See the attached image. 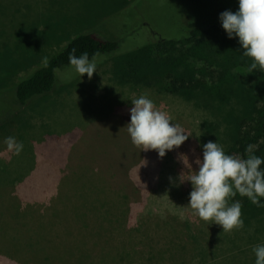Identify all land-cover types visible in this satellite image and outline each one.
I'll return each mask as SVG.
<instances>
[{
  "label": "trees",
  "instance_id": "1",
  "mask_svg": "<svg viewBox=\"0 0 264 264\" xmlns=\"http://www.w3.org/2000/svg\"><path fill=\"white\" fill-rule=\"evenodd\" d=\"M132 1L119 0L118 10L122 11ZM8 2L14 21L26 8L18 5V0ZM224 2L202 0L199 7L186 13L189 15L186 22L175 23V33L178 34L170 36L165 33L155 41L150 39L126 58L127 65L122 61L124 55L118 54L125 37L110 40L97 31L77 35L44 66L12 83V107L15 111L6 109L7 116L0 121V131L8 128L3 127L5 123L10 122L11 126L17 122L20 125L16 119L18 112L30 105L35 107L59 90L57 71L69 67V53L75 49L77 56L87 52L91 57L99 52L103 60L108 58L116 71L113 79L125 98L130 99L131 92L140 94L143 90L184 101L198 121L195 126L191 119L194 127L191 134L198 148L212 141L223 146L227 154L244 157L246 146L252 144L257 146L255 154L264 157V70L258 68L250 72L252 61L243 56L238 38L227 37L219 14L225 10L237 11L238 0ZM1 7L4 6H0V14L8 10ZM15 55L20 59L19 64L26 60L16 51ZM117 115L124 119L126 116L120 111ZM89 136L85 134L75 144ZM127 136L126 145L131 146L128 132ZM173 154L170 150L161 158L156 150L140 149L142 160L138 168L129 164L120 173L110 168L105 171L104 183L108 185L104 187L99 186L97 178H86V173L70 183L68 178H64L68 162L63 161L70 157L69 154H56V158L49 156L48 167L52 168V176L65 180L49 182L46 196L62 194L68 203L56 209L57 200H49V197L46 200L44 195L34 194L33 185H21L19 190L14 185L12 190L0 193V224L2 219L10 217V222L0 226V231L5 229V234H15L12 241L15 244L23 237L18 235L19 232H29V251L39 257L42 252L43 261L50 264H97L94 263L96 258L101 261L98 264L108 261L123 264L135 260L139 261L138 264H255L252 249L264 243V207H258L247 197L237 194L233 201L238 200L242 204L244 227L230 232L223 231L222 226L211 221L199 219L187 207L191 183L187 181L189 187L184 190L180 186L181 180L178 182L176 177L174 158L180 156V151ZM57 165L59 168H55ZM186 170L190 171L188 167ZM191 171L195 170L191 168ZM84 178L86 180L82 181ZM162 187H165L166 197L174 202L171 206L176 208V213L166 208L161 211V206H154L149 213L139 216L141 209L138 204L156 201L157 191ZM21 191L28 192L29 198ZM86 193L90 199L82 197ZM261 201L264 203V198ZM22 203L33 206L40 203L39 214L30 215L22 208ZM181 210L183 216L179 214ZM63 216H71L72 223L65 227L69 229L64 231L66 237L58 239L60 236L54 232V227L63 223ZM39 229L45 231L44 238L37 235ZM90 234L91 238L81 239L87 250L82 258L72 263L53 259V250L71 244L79 236ZM159 234L161 240L158 243L162 241L172 245L174 252L151 248ZM93 244L100 248V254L93 255ZM1 245L0 254H4L7 247L2 245L1 248ZM141 245L151 249H137ZM44 248L51 252L43 254Z\"/></svg>",
  "mask_w": 264,
  "mask_h": 264
},
{
  "label": "rangeland",
  "instance_id": "2",
  "mask_svg": "<svg viewBox=\"0 0 264 264\" xmlns=\"http://www.w3.org/2000/svg\"><path fill=\"white\" fill-rule=\"evenodd\" d=\"M215 1L225 4L224 0ZM201 2L202 0H133L120 11L119 0H18V5L26 9L21 10L12 21L10 2L0 0V6H4L1 8H8L5 13L0 14V121L7 116L6 109L13 113L15 111L12 107L14 103V91L10 87L12 83L20 81L44 66L77 35L97 31L110 40L125 37L118 54L124 55L122 61L127 65L126 58L131 57L136 49L145 46L150 39L155 41L165 33L170 36L178 34L175 33L177 31L175 23L186 22L189 19L186 13L193 10L192 8L199 7ZM195 15L198 18L196 13ZM15 51L25 56L26 60L19 64L20 59L17 55L13 56ZM104 61L105 58L103 60L101 56L97 64V72L93 73L91 78L85 74L81 79L70 66L58 70L59 90L35 107L30 105L22 112H18L16 119L20 125L17 122L11 126L10 122L5 123L3 127L8 126V128L5 127L4 131H0V193L4 190H12L14 185L18 190L21 185H33L34 194L44 195L46 200L48 197L49 200H57L56 209H58L68 202L62 194L46 196L49 182L56 183L68 178L72 183L71 181L79 175L86 173V178H97L100 182L99 186L104 187L108 185L104 183L105 171L110 168L117 173L124 171V166L129 164L138 168L139 161L142 160L141 148H137L131 140L132 145H126L128 136L125 128L130 122V108L133 107L130 99L134 100L142 94L148 95L155 101V108L165 112L173 121L170 123H176L186 132L188 138L185 142L175 148L176 151L174 148L171 150L174 154L180 151L179 157L174 156L178 182L182 175L188 173L186 170L188 165L198 171L195 161L203 158V146L198 148L191 134L194 128L191 119L193 118L195 126L198 124L191 108L179 98H164L154 95L151 91L142 90L140 94L131 92L130 99L125 98L121 95L120 86L113 79L116 72L114 65L111 66L108 58ZM119 111L126 114L125 119L120 115V119L118 118ZM85 134H90L89 138L78 143ZM10 135L24 145L19 155L9 152L4 144V139ZM75 141H78V145ZM55 153L70 156L63 160L68 162L65 167L67 175L64 178L53 177L52 168L48 167L49 156L56 158ZM57 167L58 165L55 166ZM84 180L86 179L82 181ZM180 186L185 190L189 187V183L180 182ZM164 190L165 187L160 191L156 190V201L149 200L146 205L138 204L141 209L139 216L149 213L154 206H161V211L166 208L176 213V208L171 206L174 202L166 197L167 193ZM24 192L20 193L28 194L27 198H29L30 194ZM94 194H97L96 191ZM82 197L90 199L87 193L82 194ZM72 199L76 200L75 197ZM40 207V203L34 206L22 203V208L29 211L30 215L39 214ZM179 214L183 216V210ZM71 220V216H63V223L54 227V232L60 236L58 239L66 237L64 231L69 229L65 227H70ZM5 222H10V217L6 220L2 219L0 226ZM39 231L40 229L37 230V235L44 238L45 231ZM0 235V243L7 247L6 252L0 254V264H50L43 261L45 259H42V252L39 257L38 254L29 251L27 246L29 232L25 233V230L19 232L18 235L23 237L16 244L12 243L15 234H5V229H2ZM91 237V234L79 236L71 244L59 246L58 249L53 250V259L72 263L82 258L87 250L82 246L81 239ZM155 238L156 241L151 248L158 247L170 253L175 251L172 245L164 244L162 241L158 243L161 234ZM138 248L142 251L151 249L142 245ZM20 249L23 251L19 252ZM59 251L63 253L56 254ZM48 252L51 250L43 249V254ZM98 254L100 248L95 247L93 255ZM100 262V259L96 258L94 263ZM138 263L139 261L135 260L123 264ZM106 264L112 263L108 261Z\"/></svg>",
  "mask_w": 264,
  "mask_h": 264
},
{
  "label": "clouds",
  "instance_id": "3",
  "mask_svg": "<svg viewBox=\"0 0 264 264\" xmlns=\"http://www.w3.org/2000/svg\"><path fill=\"white\" fill-rule=\"evenodd\" d=\"M219 21L227 37L238 38L243 56L251 59L250 72L258 68L264 70V0H238V10L223 11ZM100 58L99 52L91 57L87 52L77 56L73 49L68 62L81 79L85 74L91 78L97 72ZM131 102L133 107L126 128L134 145L143 150H156L162 158L188 138L179 125L170 123L173 121L165 112L155 108L148 95L142 94ZM4 144L15 155L24 148L14 136L6 137ZM256 148V145H247L244 157H239L227 154L217 142L209 141L203 145V158L195 161L198 171H191V165H188L190 171L180 177L181 182L191 183L187 207L194 216L230 232L244 227L242 204L233 201L237 194L264 207L261 201L264 198V157L255 154ZM252 251L255 264H264V243L254 246Z\"/></svg>",
  "mask_w": 264,
  "mask_h": 264
}]
</instances>
